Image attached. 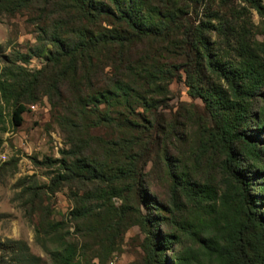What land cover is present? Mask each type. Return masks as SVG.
Returning <instances> with one entry per match:
<instances>
[{
    "label": "rangeland",
    "instance_id": "obj_1",
    "mask_svg": "<svg viewBox=\"0 0 264 264\" xmlns=\"http://www.w3.org/2000/svg\"><path fill=\"white\" fill-rule=\"evenodd\" d=\"M145 1L149 10L163 12H187L192 4V0ZM63 4V0H54L53 5L20 6V0H0V241H22L30 254L39 258L35 264H56L37 240L38 217L30 215L34 190L38 193L35 203L50 207V221H63L60 235H64L66 243L75 251L73 264H145L146 232L142 217L155 218L157 225L150 228L159 239H170L168 256L182 246H192L194 235L204 222L218 221L222 227L232 224L238 208L235 210V190L228 189L223 175L225 154L214 140L213 123L205 104L199 97L189 95L186 76L181 80H160L162 89L148 90L146 99L158 101L151 103L148 110L137 102L131 103V111L122 110V106L112 100L102 104L80 97L85 91L93 95L106 88L110 69L96 70L93 60L87 64L86 77L61 76L60 70L48 66V52L54 49L51 38L53 35L72 38V34L82 30L98 33L108 26L80 22L75 13L69 15L62 10ZM196 19L197 24L211 22L218 29L222 23L226 24L225 30L206 32L214 56L235 58L241 42L256 48L263 56L264 0H204ZM173 42L149 39L142 46L134 47L131 53L138 57L135 60L147 57L142 58L143 61L153 68H174L184 62V56L181 44ZM142 52L145 53L139 57ZM195 76L198 89L217 85L225 88L223 82L211 74L198 71ZM25 86H30V100H22L26 111L21 123L14 124V104ZM97 105L108 109L109 114L117 115L114 113L121 111L132 121V128L127 130L117 131L111 125L88 126L78 136L83 144L88 143L87 157L97 166L105 164V171L117 160L113 153L120 152L121 157L131 158L133 165L136 155L141 156L148 147L149 137L152 135L155 139L143 169L145 196L141 201L128 185H118L120 195H116L108 185L83 184L62 178L66 175L63 161H71L67 151L71 149L72 131L66 127L73 122L71 113L83 108L86 113L92 111L79 123L88 124L96 120ZM257 127V121L252 118L248 129L254 133ZM122 141L130 144L120 145ZM237 147L241 159H245L242 168L248 175H254V167L264 169V146H261V160L253 163L243 152L244 147ZM169 170L181 175L185 184L196 191L199 188L206 191V206L188 195L174 198ZM254 176L250 186L252 193L261 191L262 181L256 178L257 174ZM225 193L227 198H224ZM211 197L213 200L209 199ZM80 210L90 213L84 217L73 215ZM43 243L51 251L57 249L54 233ZM11 258L4 255L0 264H22Z\"/></svg>",
    "mask_w": 264,
    "mask_h": 264
},
{
    "label": "trees",
    "instance_id": "obj_2",
    "mask_svg": "<svg viewBox=\"0 0 264 264\" xmlns=\"http://www.w3.org/2000/svg\"><path fill=\"white\" fill-rule=\"evenodd\" d=\"M63 2L62 10L69 15L75 13L80 22L97 27L100 23L108 26L98 33L82 30L72 34V38H63L60 35H53L51 38L54 49L48 52V66L60 70L61 76L76 79L80 74L84 78L89 74L87 64L93 63V60L95 69L103 67L110 69L106 88L97 90L93 95L85 91L80 97L90 98L93 102L97 100L102 104L112 100L122 106V110H131V103L137 102L142 103L143 108L148 110L151 103L158 102L154 98L146 99L148 90L155 92L156 88L162 89L159 85L160 80H181L185 75L189 95L199 97L205 104L206 112L213 123L211 129L214 140L225 154L222 170L228 189L235 190L237 218L232 224L224 227L217 224L218 221L204 222L195 233L192 246H182L180 250H173V255L168 256L171 250L170 239L166 241L159 239L160 236L150 228L157 225L155 218L142 217L141 222L146 232L145 264H264V169L253 166L254 175L257 174L256 178L262 182L261 191L252 193L250 186L255 176L248 175L242 168L245 159H241L237 147H244L243 152L250 162L261 160V146H264V51L261 57L256 48L241 42L236 49L235 58L221 59L214 56L206 32L225 30L226 24L222 23L219 29L211 22L197 24L196 16L200 13L204 0H192L191 10L187 12L154 11L152 8L149 10L145 0H63ZM38 3L45 6L53 5L54 0H20V6ZM216 18L219 22L222 21L220 17ZM149 39L167 44L179 42L183 49L184 62L164 70L145 64L142 59L147 58L142 57L145 52L140 54L141 59L135 60L138 57H133L131 50L136 46H142ZM172 68L173 72L170 71ZM198 71L211 74L220 83L223 82L225 88L217 85L198 89L195 85V75ZM29 93L30 86H25L17 96L12 118L14 124H20L22 121V115L26 111L22 100L27 98L30 100ZM87 113L85 108L76 109L71 113L73 122L66 125L68 130L72 131L73 139L70 141L71 149L67 151L71 161H63L66 175L62 178L83 184L108 185L116 195H120L118 185H128L137 200L141 201L145 196L143 169L152 152L155 139L152 135L149 137L148 147L141 156L136 155L133 165L131 158L121 157L120 152L113 153V158L117 160L105 171L107 168L105 164L97 166L95 161L87 157L88 143L83 144L78 136L83 134V128L88 126L102 128L111 125L117 131L127 130L132 128V121L121 111L113 115L109 114L108 109H100L97 105L96 120L88 123L89 125L79 124L83 118L88 117ZM252 118L258 123L257 131L254 133L248 129ZM119 144L130 143L122 141ZM108 170H111V173H108ZM169 172L173 181L170 190L174 198L180 199L182 195H188L198 204L204 205L206 191L202 188L196 191L189 184H185L181 175L173 173L172 170ZM36 196L37 191L31 192L30 215L38 217L37 240L42 242L44 252L56 264H73L75 251L66 243L64 235H60L63 221H50L52 214L50 207L44 206L41 202L36 204ZM224 198H227V193L224 194ZM209 199L213 200L212 197ZM89 213L80 210L73 215L84 217ZM53 233L57 249L51 251L43 240ZM4 255H9L12 257L11 261L22 264H35L39 261L38 257L30 254L28 246L22 241H0V260Z\"/></svg>",
    "mask_w": 264,
    "mask_h": 264
}]
</instances>
